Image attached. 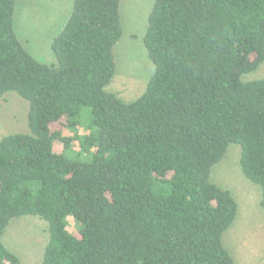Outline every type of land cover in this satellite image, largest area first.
I'll return each mask as SVG.
<instances>
[{
  "label": "trees",
  "instance_id": "obj_1",
  "mask_svg": "<svg viewBox=\"0 0 264 264\" xmlns=\"http://www.w3.org/2000/svg\"><path fill=\"white\" fill-rule=\"evenodd\" d=\"M16 2L0 0V97L27 102V132L0 138V264H20L4 235L27 216L47 225L37 264H235L223 235L238 204L210 175L237 144L264 209V76L244 79L264 63V0H153V72L131 101L107 90L120 0H72L50 63L19 40ZM83 107L80 161L51 124L75 127Z\"/></svg>",
  "mask_w": 264,
  "mask_h": 264
},
{
  "label": "rangeland",
  "instance_id": "obj_2",
  "mask_svg": "<svg viewBox=\"0 0 264 264\" xmlns=\"http://www.w3.org/2000/svg\"><path fill=\"white\" fill-rule=\"evenodd\" d=\"M153 0H120L122 36L114 47L116 70L107 90L123 101H131L146 88L153 72L142 44L147 15ZM72 0H17L15 31L23 47L35 59L50 63L52 37L61 29L68 16ZM260 68V69H259ZM258 71L244 79L264 76V63ZM27 102L9 93L0 97V138L8 133L27 132ZM89 107H83L75 127H65L64 120L51 124L70 137L71 145L64 154L76 160H87L90 154L80 151L79 138L87 131ZM53 149L63 152L64 145L55 141ZM240 147L230 144L222 160L216 164L210 180L228 189L238 204V215L223 235V243L235 264H264V209L259 206V190L243 175L239 167ZM67 228L77 233L71 216L66 218ZM46 223L38 217H22L12 221L5 232L4 242L19 254L20 264H37L47 243Z\"/></svg>",
  "mask_w": 264,
  "mask_h": 264
}]
</instances>
